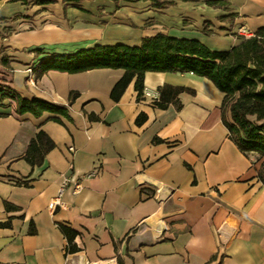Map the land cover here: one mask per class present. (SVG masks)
<instances>
[{
	"label": "crops",
	"instance_id": "obj_1",
	"mask_svg": "<svg viewBox=\"0 0 264 264\" xmlns=\"http://www.w3.org/2000/svg\"><path fill=\"white\" fill-rule=\"evenodd\" d=\"M161 1L174 4L0 0V60L7 58L0 61V89L67 107L66 116L34 117L17 114L11 99L0 102V264H77L81 255L117 264H264L259 162L229 139L223 94L209 80L146 72L140 97L133 78L115 102L110 91L121 69L43 71L55 55L138 46L158 33L225 51L239 42L241 25L251 32L264 26V0ZM29 67L33 85L26 82ZM164 85L193 93L159 108L145 94L159 96ZM140 114L146 118L137 124ZM39 131L54 147L31 166L24 155ZM94 169L78 193L68 182L61 204L48 208L61 174L72 181ZM60 227L75 233L74 251Z\"/></svg>",
	"mask_w": 264,
	"mask_h": 264
},
{
	"label": "trees",
	"instance_id": "obj_2",
	"mask_svg": "<svg viewBox=\"0 0 264 264\" xmlns=\"http://www.w3.org/2000/svg\"><path fill=\"white\" fill-rule=\"evenodd\" d=\"M22 5L44 4L49 0H6ZM71 1V0H70ZM73 1V0H72ZM78 1V0H74ZM154 7L164 8L173 1L149 0ZM207 34L208 31L204 29ZM1 62L7 63L2 57ZM43 71L49 69L68 73H80L94 69H121V78L113 85L110 98L118 101L127 85L134 78V88L140 97L146 72L191 73L209 80L222 94L221 120L229 139L245 155L254 154L260 160L257 178L264 187V26L257 28L249 37L240 36L239 42L225 51H214L195 39L176 38L164 34L145 37L138 46L124 44L94 45L73 54L55 55L43 61ZM193 93L184 87L164 85L159 91L156 105L165 108L176 102L179 93ZM11 99L19 115L29 113L34 117L44 112L67 115V107L33 97L24 99L0 89V102ZM225 111L229 112L226 118ZM2 115L0 114V117ZM140 114L136 123L145 121ZM89 119H94L89 116ZM58 121V119H55ZM54 144L45 133L39 131L26 149L24 158L31 166H39L43 156ZM7 209H14L6 205ZM65 234L69 249L75 233L60 227Z\"/></svg>",
	"mask_w": 264,
	"mask_h": 264
},
{
	"label": "built area",
	"instance_id": "obj_3",
	"mask_svg": "<svg viewBox=\"0 0 264 264\" xmlns=\"http://www.w3.org/2000/svg\"><path fill=\"white\" fill-rule=\"evenodd\" d=\"M239 36H243V37H249L253 34V32H251L249 29H247L244 25H241L238 30H237ZM26 72H27V78H26V82L29 84V85H33L34 84V80H35V77H34V73H33V69L32 67H29L26 69ZM149 97H151V99L156 102L158 101V98L159 96L157 95H150L149 93L145 94ZM69 152L70 153H73L74 152V149L72 147L69 148ZM72 166L69 165V169H71ZM98 173V169H94L92 170L91 172L85 174V175H82L80 177H78L77 179L75 180H72L70 181L69 177L66 175V174H61V178H62V185H61V188L59 190V194L57 197H55L53 200H51L48 204V208L49 209H54L56 206H59L61 203H60V200H59V196L64 188V186L70 182L71 185H72V192L74 194L78 193L81 189H82V181L85 180V179H88V178H91L93 177L94 175H96ZM77 264H117L116 263V259H110V260H106V261H97V262H89L85 259V257L83 255H81L78 260H77Z\"/></svg>",
	"mask_w": 264,
	"mask_h": 264
},
{
	"label": "rangeland",
	"instance_id": "obj_4",
	"mask_svg": "<svg viewBox=\"0 0 264 264\" xmlns=\"http://www.w3.org/2000/svg\"><path fill=\"white\" fill-rule=\"evenodd\" d=\"M16 18H13L12 21H14ZM255 158L257 159V161L259 162V165H260V160L258 159L257 156H255Z\"/></svg>",
	"mask_w": 264,
	"mask_h": 264
}]
</instances>
